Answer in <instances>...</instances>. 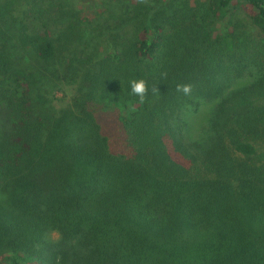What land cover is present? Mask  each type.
I'll use <instances>...</instances> for the list:
<instances>
[{
	"label": "trees",
	"instance_id": "1",
	"mask_svg": "<svg viewBox=\"0 0 264 264\" xmlns=\"http://www.w3.org/2000/svg\"><path fill=\"white\" fill-rule=\"evenodd\" d=\"M15 1L0 0V264H264V0H124L81 36L47 28L51 0H23L30 33ZM56 82L76 85L72 108L48 104Z\"/></svg>",
	"mask_w": 264,
	"mask_h": 264
},
{
	"label": "rangeland",
	"instance_id": "2",
	"mask_svg": "<svg viewBox=\"0 0 264 264\" xmlns=\"http://www.w3.org/2000/svg\"><path fill=\"white\" fill-rule=\"evenodd\" d=\"M92 0H60L63 4V18H60L57 14H54V5L58 6V0H51L44 3L41 2L44 8L53 6L50 12L46 13L44 20L46 21L47 28L55 31L56 29L63 28L64 25L68 24V21L74 27L75 36H81V28L84 26V23L92 22L97 19V12H99L97 7H102L103 14L111 19L115 20L119 16V10L124 4V0H95L94 3ZM134 1V0H132ZM137 1V0H136ZM15 5L11 8L12 16L14 19L18 20L21 26H26L27 31L30 33L36 32L38 30L37 22L34 21V15L28 12L27 7L23 3V0H16ZM71 12L75 16L71 15ZM75 17L77 19H75ZM243 18V17H242ZM245 25L251 31V25L248 21L244 20ZM89 23V24H90ZM85 26L82 28L84 30ZM88 28V25H86ZM89 31V30H88ZM90 35V32H89ZM247 77L239 79L232 83V87H236L240 84L245 83ZM43 84V83H42ZM47 93H45V98L48 101V104L52 106L55 110L60 108H72L74 103L79 99L80 94L78 93L76 85H69L65 83H55L43 85ZM214 106L213 101L205 102L202 101L196 112L192 110H186V117L192 127L196 130L205 126L207 123V118L212 112Z\"/></svg>",
	"mask_w": 264,
	"mask_h": 264
},
{
	"label": "clouds",
	"instance_id": "3",
	"mask_svg": "<svg viewBox=\"0 0 264 264\" xmlns=\"http://www.w3.org/2000/svg\"><path fill=\"white\" fill-rule=\"evenodd\" d=\"M178 92H183L184 94H189L192 90V85L190 84H179L177 85ZM153 93L159 92L157 88L152 89ZM130 93L139 98L140 103H144L148 95V84L144 79H135L130 82Z\"/></svg>",
	"mask_w": 264,
	"mask_h": 264
}]
</instances>
